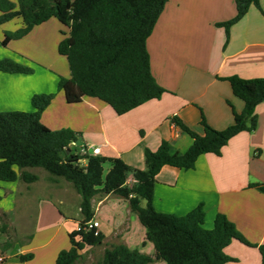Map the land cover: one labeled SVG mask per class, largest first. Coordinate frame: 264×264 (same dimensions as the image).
Returning <instances> with one entry per match:
<instances>
[{"label":"crops","instance_id":"1","mask_svg":"<svg viewBox=\"0 0 264 264\" xmlns=\"http://www.w3.org/2000/svg\"><path fill=\"white\" fill-rule=\"evenodd\" d=\"M236 14V0H168L147 39L151 72L166 92L123 115L97 98L81 97L79 102L68 103L65 91L58 90L60 78L71 77L67 58L58 51L60 42L69 36L68 27L52 18L27 36L7 41V32L23 26L21 18H15L0 26V60L10 58L34 72H0V111L32 112L33 95L55 93L41 115L43 124L52 130L76 132L78 141L71 146L75 150L92 144L100 148V155L121 158L143 170L145 149L156 151L163 141L182 152L192 145L193 139L173 119L199 134L204 132L203 116L216 130L233 123L234 111L241 113L244 103L225 78H264V0L260 8L251 6L227 37L225 27L218 23ZM250 115L257 116V128L232 137L220 156L203 154L189 170L172 166L160 170L153 198L158 212L183 216L203 204L206 228H213L217 213H223L249 242L264 243V193L251 186L264 183V102ZM104 168L107 173L111 164ZM34 173L39 180L32 184L0 182V215L11 230L18 233L27 223L35 225L24 242H9L10 252L4 249L1 253L0 247V255L7 256L2 264H55L59 252L70 246L67 234L77 230L83 219L81 197L72 185L50 176L40 185L43 180ZM72 194L79 206L78 218L69 209ZM3 197L11 204L2 206ZM93 208V220L105 234L103 252L109 246L126 244L154 257L146 229L127 199L98 194ZM224 251L234 259L227 264H262L259 249L238 240ZM29 253L33 258L23 261L21 256Z\"/></svg>","mask_w":264,"mask_h":264},{"label":"trees","instance_id":"2","mask_svg":"<svg viewBox=\"0 0 264 264\" xmlns=\"http://www.w3.org/2000/svg\"><path fill=\"white\" fill-rule=\"evenodd\" d=\"M168 0H0V26L21 18L23 26L6 33V40L27 36L36 26L56 18L70 29L58 51L67 58L71 77H61L58 90H64L68 103L81 97L97 98L123 115L144 103L160 99L166 90L151 72L147 39L152 34ZM260 8V0H236V16L219 26L229 37L231 27L251 6ZM0 72L31 74L30 66L10 58L0 60ZM234 95L244 103L241 113L234 111V121L224 130H216L202 117L203 134L173 119L193 143L184 152L163 141L158 150L145 149V169L129 166L121 158L102 155H79L71 148L78 134L70 129L52 130L43 124L41 115L56 94H35L34 111H0V182L22 181L32 184L39 176L29 171L39 168L53 180L64 179L81 197L83 219L79 228L69 233L70 248L59 252L55 264H75L84 259L83 251L104 244L105 234L86 223L94 219L96 195L116 194L129 201L146 240L153 245L154 257L126 244L107 247L98 264H227L234 259L224 249L238 240L257 247L264 264V243L249 242L225 214L217 213L213 228L205 227L204 205L186 215L158 212L153 205L156 176L164 166L195 168L198 158L207 153L217 156L230 139L243 131L257 128V116L250 112L264 102V78H225ZM111 164L105 173L104 165ZM132 177L133 182L128 183ZM264 193V183L251 184ZM145 206H142V202ZM7 249L11 244L6 243ZM33 254L22 255L23 261Z\"/></svg>","mask_w":264,"mask_h":264},{"label":"rangeland","instance_id":"3","mask_svg":"<svg viewBox=\"0 0 264 264\" xmlns=\"http://www.w3.org/2000/svg\"><path fill=\"white\" fill-rule=\"evenodd\" d=\"M33 171L37 172L40 175L41 179L43 180V181H41L40 185L45 183L46 182L45 179H47V177L50 176L48 174V172H46L45 170L39 169V168H35ZM67 183H69V182H67ZM69 185H72V184L69 183ZM72 189H73V191H75L74 193H76L75 188H72ZM73 195L74 194H72V196H71L72 201H71L69 209H70V212L73 214L72 216H74L75 218H78L77 216H78V213H79L78 212V207L79 206H78V204H74V201H73L74 200L73 199L74 196ZM10 204H11V200L3 197L2 206H8ZM142 206H145V202L144 201H143ZM37 207H38V202L35 201V203L33 204L34 211L36 210ZM33 224L34 223H32V224L29 223V225H28V223H27V224H25L24 227L23 226L20 227V229L18 230V233H15L9 227L7 220L3 219L2 216L0 215V247H1V253L3 252L2 250H4V249H6L8 252H10V250H11V249H7L6 248L5 241H8L10 243L11 242L14 243V242H16L19 239V241H23L24 242L25 241L24 238H26L27 234L29 232L31 233V232L34 231L35 225L33 226ZM67 237H68V241H69L68 234H67ZM113 240L114 239H112V241ZM69 248H70V246H69ZM103 253H104L103 252V246H100V248H97L94 251H93V249H89L88 248L85 251L84 259L79 260L75 264H98V262L101 260V258L103 256ZM1 255H3V254H1ZM153 264H164V262L163 261H161V262L158 261V262L153 263Z\"/></svg>","mask_w":264,"mask_h":264},{"label":"built area","instance_id":"4","mask_svg":"<svg viewBox=\"0 0 264 264\" xmlns=\"http://www.w3.org/2000/svg\"><path fill=\"white\" fill-rule=\"evenodd\" d=\"M74 146V144H73ZM77 153L79 155H83V156H86V155H99L100 154V148L99 147H96L92 144H83V145H80L77 149ZM131 182H133V180H130L128 181V183L130 184ZM93 227H96L98 228L99 227V222L97 221H89L86 223V226L85 228L88 230V229H91ZM7 259V256L6 255H0V264L4 263Z\"/></svg>","mask_w":264,"mask_h":264}]
</instances>
